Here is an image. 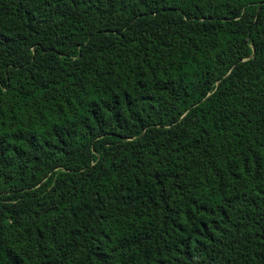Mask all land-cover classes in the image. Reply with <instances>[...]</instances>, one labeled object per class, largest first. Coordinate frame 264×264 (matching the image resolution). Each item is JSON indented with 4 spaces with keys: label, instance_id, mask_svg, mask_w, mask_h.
I'll return each mask as SVG.
<instances>
[{
    "label": "trees",
    "instance_id": "obj_1",
    "mask_svg": "<svg viewBox=\"0 0 264 264\" xmlns=\"http://www.w3.org/2000/svg\"><path fill=\"white\" fill-rule=\"evenodd\" d=\"M264 0H0V264H264Z\"/></svg>",
    "mask_w": 264,
    "mask_h": 264
},
{
    "label": "water",
    "instance_id": "obj_2",
    "mask_svg": "<svg viewBox=\"0 0 264 264\" xmlns=\"http://www.w3.org/2000/svg\"><path fill=\"white\" fill-rule=\"evenodd\" d=\"M262 4H264V2L259 3V4H258V8H259Z\"/></svg>",
    "mask_w": 264,
    "mask_h": 264
}]
</instances>
